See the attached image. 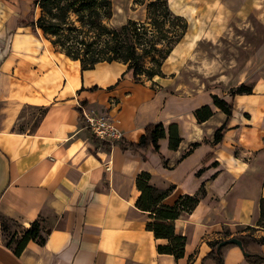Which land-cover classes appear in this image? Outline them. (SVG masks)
Listing matches in <instances>:
<instances>
[{"label": "crops", "instance_id": "0c3cea01", "mask_svg": "<svg viewBox=\"0 0 264 264\" xmlns=\"http://www.w3.org/2000/svg\"><path fill=\"white\" fill-rule=\"evenodd\" d=\"M24 28L29 33L16 34L11 50L0 55V264H215L203 259L209 242L224 233L264 239V169L259 176L262 167L255 162L264 158L259 134L264 116L243 133L242 125H228L222 141L202 142L177 162L189 142L204 135L212 139L223 123L212 104L213 115L197 122L193 110L206 103L205 96L170 94L151 80L133 79L122 62L82 70L41 32L15 26ZM258 100V111L264 110V98ZM79 109L83 115L111 116L121 138L132 142L149 123H176L178 149L168 147L167 137L158 141L171 168L149 148L145 160L118 144L96 148ZM237 146L254 153L248 174L235 156ZM141 172L157 188L174 185L163 201L168 205L204 185L195 208L174 220L175 233L186 238L180 258L158 252L168 241L145 228L149 213L135 206ZM34 220L44 244L29 240L16 255L9 239L19 238ZM223 254L222 264H247L235 244Z\"/></svg>", "mask_w": 264, "mask_h": 264}, {"label": "trees", "instance_id": "16d2710c", "mask_svg": "<svg viewBox=\"0 0 264 264\" xmlns=\"http://www.w3.org/2000/svg\"><path fill=\"white\" fill-rule=\"evenodd\" d=\"M132 2L144 12L143 18H128L122 24L114 26L110 22L114 15L113 0H31L29 11L16 25L27 26L34 34L41 32L66 56L78 60L82 70L92 69L99 62L117 61L126 64V72L133 79L139 80L141 76L147 79L156 75L161 76L160 67L184 36L187 22L181 15L172 12L168 0H132ZM251 92L250 86L241 83L231 91L230 95L234 97ZM211 99V103L226 117L232 116L233 104L215 94L211 95ZM85 103L83 101L82 104ZM79 111L81 118L84 119L81 109ZM193 115L197 122L201 123L213 115V110L210 104L205 103L196 107ZM227 129L226 122L222 123L215 127L212 139L204 135L201 141L189 142L181 150L177 162L202 142L219 143ZM164 137L168 138L170 149H178L182 138L176 123H171L167 127L161 121L149 123L144 127V133L137 142L127 141L124 138L105 141L93 134L90 135L96 148L109 150L111 145L118 144L122 150H130L142 160L146 159L144 152L149 148L151 152L159 154L164 167L171 168L166 158L159 152L158 141ZM210 157L211 154H208L206 158ZM213 165H216V162H213ZM149 180V173L137 174L135 185L140 193L135 206L149 213L151 220L145 223V228L150 230L154 237L168 241L167 244L158 245V252L180 258L184 255L186 238L175 233L174 220L195 208L205 194L204 185H201L198 193L180 195L172 205H168L163 201L174 185L160 189L151 185ZM261 219L264 221V199L261 201ZM228 236L229 233H224L222 238L210 241V250L203 260L208 258L215 264H222L224 249L233 244H227L219 249L217 245ZM233 237L241 241L243 251L247 253L244 256L247 264H264V252L261 250L264 239L256 238L251 233H237ZM29 240L41 245L45 242V235L37 220L32 221L19 238L12 237L7 244H14L10 246L18 255Z\"/></svg>", "mask_w": 264, "mask_h": 264}, {"label": "rangeland", "instance_id": "374dc122", "mask_svg": "<svg viewBox=\"0 0 264 264\" xmlns=\"http://www.w3.org/2000/svg\"><path fill=\"white\" fill-rule=\"evenodd\" d=\"M31 0H0V55L11 50L16 34L29 33L28 28L15 29L17 22L29 11ZM173 13L187 22L182 39L163 61L161 76L147 79L170 94L186 97H206L212 104L215 94L233 104L231 117L220 113L223 123L230 128L252 127L264 116L258 111L259 98H264V0H168ZM114 15L111 25L118 26L128 18H143L144 12L132 0H113ZM25 33V34H24ZM244 83L252 88L250 94L231 91ZM212 107H215L212 104ZM264 145V127L259 129ZM254 153L237 146L235 156L247 174ZM264 157V147L262 153ZM262 167L264 158H257ZM246 165V166H245ZM243 175L246 176V173ZM246 184V183H245Z\"/></svg>", "mask_w": 264, "mask_h": 264}, {"label": "built area", "instance_id": "2783aa9c", "mask_svg": "<svg viewBox=\"0 0 264 264\" xmlns=\"http://www.w3.org/2000/svg\"><path fill=\"white\" fill-rule=\"evenodd\" d=\"M83 116L87 128L95 137L105 141H114L121 138V132L111 116L88 113H84Z\"/></svg>", "mask_w": 264, "mask_h": 264}, {"label": "water", "instance_id": "95a60500", "mask_svg": "<svg viewBox=\"0 0 264 264\" xmlns=\"http://www.w3.org/2000/svg\"><path fill=\"white\" fill-rule=\"evenodd\" d=\"M227 244H235V245H237L243 251L242 243L236 237H229V238H226V239L221 240L219 242V244L217 245V249H219L220 247L225 246ZM243 253H244V255H247L246 252L243 251Z\"/></svg>", "mask_w": 264, "mask_h": 264}]
</instances>
